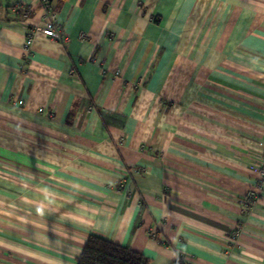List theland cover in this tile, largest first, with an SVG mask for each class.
<instances>
[{
  "label": "crops",
  "instance_id": "1",
  "mask_svg": "<svg viewBox=\"0 0 264 264\" xmlns=\"http://www.w3.org/2000/svg\"><path fill=\"white\" fill-rule=\"evenodd\" d=\"M51 6L0 0V264H264V0Z\"/></svg>",
  "mask_w": 264,
  "mask_h": 264
},
{
  "label": "trees",
  "instance_id": "2",
  "mask_svg": "<svg viewBox=\"0 0 264 264\" xmlns=\"http://www.w3.org/2000/svg\"><path fill=\"white\" fill-rule=\"evenodd\" d=\"M26 8L19 7L14 15L24 16ZM77 264H150L147 256L129 247L101 237L90 236Z\"/></svg>",
  "mask_w": 264,
  "mask_h": 264
},
{
  "label": "built area",
  "instance_id": "3",
  "mask_svg": "<svg viewBox=\"0 0 264 264\" xmlns=\"http://www.w3.org/2000/svg\"><path fill=\"white\" fill-rule=\"evenodd\" d=\"M41 3H42L43 8L47 12H50L52 10L51 0H41ZM19 6L20 5H16L14 7V10L18 9ZM26 14H27V11H25V15ZM34 31L35 32H42L47 37H50L56 41H63L65 39L63 32L57 27L56 20H55L53 14L51 13L50 17L47 20L46 26L36 27V29L30 31V33L28 34V37H27L26 43H25V50H26V54L28 56L31 55L30 48H31V44L33 41ZM258 175H259L258 183L255 185L254 189H251L248 191V193L246 195V199L244 201V206L248 210L251 209L252 206L254 205V203L258 200L259 190H261L262 186L264 185V159L262 160L261 165L258 167ZM239 234H240L239 229H235L233 231L234 236H238ZM150 235L152 238L156 237L154 231H150Z\"/></svg>",
  "mask_w": 264,
  "mask_h": 264
}]
</instances>
